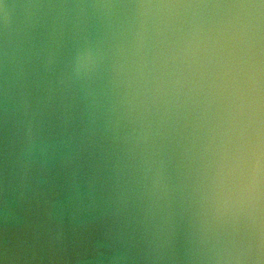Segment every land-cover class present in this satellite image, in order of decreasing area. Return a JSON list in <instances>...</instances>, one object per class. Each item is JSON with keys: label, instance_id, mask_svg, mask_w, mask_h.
I'll use <instances>...</instances> for the list:
<instances>
[{"label": "water", "instance_id": "water-1", "mask_svg": "<svg viewBox=\"0 0 264 264\" xmlns=\"http://www.w3.org/2000/svg\"><path fill=\"white\" fill-rule=\"evenodd\" d=\"M0 264H264V0H0Z\"/></svg>", "mask_w": 264, "mask_h": 264}]
</instances>
